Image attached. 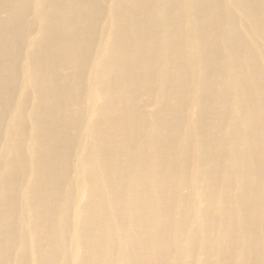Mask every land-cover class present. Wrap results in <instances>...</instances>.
<instances>
[{"label": "bare ground", "instance_id": "6f19581e", "mask_svg": "<svg viewBox=\"0 0 264 264\" xmlns=\"http://www.w3.org/2000/svg\"><path fill=\"white\" fill-rule=\"evenodd\" d=\"M0 264H264V0H0Z\"/></svg>", "mask_w": 264, "mask_h": 264}]
</instances>
